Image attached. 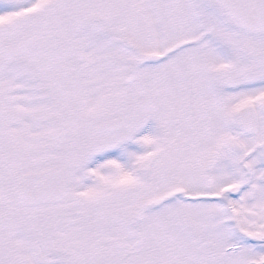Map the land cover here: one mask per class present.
Instances as JSON below:
<instances>
[{"label": "snow or ice", "instance_id": "6c2138e0", "mask_svg": "<svg viewBox=\"0 0 264 264\" xmlns=\"http://www.w3.org/2000/svg\"><path fill=\"white\" fill-rule=\"evenodd\" d=\"M0 264H264V0H0Z\"/></svg>", "mask_w": 264, "mask_h": 264}]
</instances>
